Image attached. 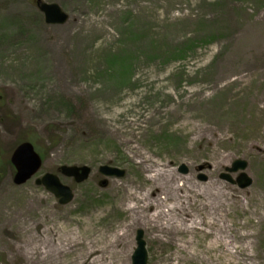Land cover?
Returning a JSON list of instances; mask_svg holds the SVG:
<instances>
[{"label":"rangeland","instance_id":"374dc122","mask_svg":"<svg viewBox=\"0 0 264 264\" xmlns=\"http://www.w3.org/2000/svg\"><path fill=\"white\" fill-rule=\"evenodd\" d=\"M38 1L66 21L47 23L36 0H0V264H43L47 249L46 264H82L89 243L100 253L84 264H132L138 229L147 264H264V0ZM25 136L42 164L16 183L9 159ZM236 159L246 167L227 171ZM61 165L90 172L77 182ZM158 165L169 176L150 180ZM242 172L247 187L221 177ZM46 173L72 200L35 183ZM173 182L196 194L175 208L201 221L193 232L119 206Z\"/></svg>","mask_w":264,"mask_h":264},{"label":"water","instance_id":"95a60500","mask_svg":"<svg viewBox=\"0 0 264 264\" xmlns=\"http://www.w3.org/2000/svg\"><path fill=\"white\" fill-rule=\"evenodd\" d=\"M39 9L43 12L45 21L50 24L63 23L67 19V14L55 3L37 2ZM11 163L15 167L14 181L16 183L25 182L28 178L38 171L41 165V158L35 152L33 145L30 142L20 143L12 152L10 157ZM246 161L243 159H236L233 161L231 167L226 168L229 172L243 170L246 167ZM181 172H187L185 165H180ZM99 171L107 176L122 175L123 171L115 167L101 166ZM60 172L66 176H72L77 182L84 181L90 172V168L86 165H62ZM222 178H225L231 183H237L239 187H247L251 183L250 177L245 173H240L239 177L234 180L229 173H222ZM202 178V177H201ZM203 179H205L203 177ZM36 184L43 185L47 190L58 198L59 203L66 204L73 198V193L68 185L63 184L56 174L46 173L40 178L36 179ZM143 231L137 230L136 241L137 247L132 256V264H146L147 251L145 248V241L143 240Z\"/></svg>","mask_w":264,"mask_h":264},{"label":"bare ground","instance_id":"6f19581e","mask_svg":"<svg viewBox=\"0 0 264 264\" xmlns=\"http://www.w3.org/2000/svg\"><path fill=\"white\" fill-rule=\"evenodd\" d=\"M168 172L169 171L166 170L163 165H158V170L156 172L150 173L148 175V178H150V180H154L157 178V176H160V177L169 176ZM173 184L175 185L172 188L169 185L166 186L167 193L154 188L150 196L148 193L144 191L143 192L138 191V193H131V194H127L124 192L123 197L119 199V206L121 207L125 206V210H127L130 213L132 219L135 221H138L140 220L141 217H143L144 209L152 208V211L147 218L151 219L154 222L153 224L154 227L157 226V222H162L161 229L165 231L167 230L168 232H171V233H175L179 231L193 232L199 229L198 227L199 225H201V221L197 219H192L189 221L190 216L187 213L183 215H179L176 212L177 208L180 205H182V202L184 203V198L186 196L192 197L193 194L189 195L191 192L186 191V187H184V184H177L175 182H173L172 185ZM163 194L165 195V197L162 196ZM193 196L195 197L196 194H194ZM171 197H172V203L168 205L167 203H165V200H169ZM173 213L175 215H173ZM124 234H125L124 232L118 233L120 237H123ZM217 238L219 237L218 236L214 237L216 241H217ZM78 239L79 238L75 234L67 233V241L70 245H72V243H76ZM45 242H48V240L44 239V243ZM188 242L191 243V241H188ZM83 252L85 254L82 258V262H81L82 264L86 262V259L88 256L99 254L100 250L95 249V247L91 243H89ZM114 253L115 252H113L112 255H114ZM192 253L195 255L194 252ZM50 254L51 252L48 249L42 252L40 259L43 264H46L49 262V260L47 259ZM203 256L201 258H203ZM98 262H99L98 259H94L91 261V264H96ZM71 264H74V263L72 262ZM101 264H106V263L104 262ZM108 264H113V263L109 262Z\"/></svg>","mask_w":264,"mask_h":264},{"label":"trees","instance_id":"16d2710c","mask_svg":"<svg viewBox=\"0 0 264 264\" xmlns=\"http://www.w3.org/2000/svg\"><path fill=\"white\" fill-rule=\"evenodd\" d=\"M191 45V44H190ZM190 45L186 46L185 48L181 49L178 51V53L182 54V53H186L187 51L190 50ZM120 75L122 76L121 72H119ZM30 140L34 145L37 143V138L32 137V136H25L24 138H22V140ZM19 143V142H18ZM37 146V145H36Z\"/></svg>","mask_w":264,"mask_h":264}]
</instances>
